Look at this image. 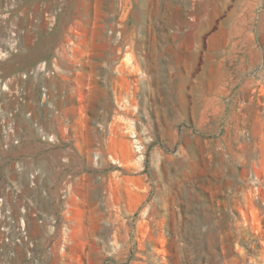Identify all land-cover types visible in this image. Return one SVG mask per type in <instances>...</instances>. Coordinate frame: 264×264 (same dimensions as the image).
Returning <instances> with one entry per match:
<instances>
[{
	"label": "rangeland",
	"instance_id": "374dc122",
	"mask_svg": "<svg viewBox=\"0 0 264 264\" xmlns=\"http://www.w3.org/2000/svg\"><path fill=\"white\" fill-rule=\"evenodd\" d=\"M162 1L169 6L160 9L162 16L171 20L163 27L167 34L175 37L174 47L193 42L195 38L196 67L202 65L205 52L211 53L215 75L230 74L233 80L239 78L240 104L230 105L229 98L234 92L231 91L223 99L224 112L232 113L230 119L174 122L173 129L178 134L174 147L165 139H157L155 123L153 126L147 123L152 142L140 168L127 171L122 167L123 176L142 175V179H147L144 182L149 183L148 188L142 192L147 198L139 199L138 186L132 188L133 193L129 192L130 197H123L133 220L130 233L118 236L120 249L111 261L105 260L100 251L99 241L104 235L98 231V216L94 210L97 197L91 191L85 200L72 199L75 209L70 243L64 251H60L57 235L49 237L39 230L36 222L28 220V233L33 241L30 255H26L23 247L12 245L10 239L16 236L9 227L7 235L0 231V264H212L215 257L227 260L223 264H244L249 257L264 264V92L256 89L258 84L255 83L260 74L264 84V0H226L227 8L214 15L212 25L203 31H199L197 23L207 20L205 14L211 11L200 8L204 0H0V110L11 112L17 104V90L24 93L21 95L24 102L18 106L19 145L4 149L6 142L1 137L0 125V195L11 194V191L5 192L10 179H14L18 187L17 197L34 193L25 172L17 173L12 168L14 162L20 161L26 169L37 167L44 173L47 182L44 187L48 196L54 198L55 165L62 156L59 147L45 148L21 115L32 111L44 128L53 130L59 126V122L48 119L46 113L40 116L42 113L36 106L40 97L38 85L54 78L42 76L35 83H29L31 85L18 80L19 85L15 86V75L28 73L44 61L49 64L57 49L73 41L74 56L69 58L62 54L59 62L68 72L69 83L53 88L50 93L54 105L64 113L66 105H71L67 114L74 120L72 125L80 138L74 162L78 168L86 169L91 165L90 149L94 141L92 107H85L91 91L92 52L95 49L107 55L109 51L123 50L122 40L131 31L140 35L146 29L148 41L155 40L162 34L159 27L153 23L133 25L132 21L137 17L155 19L156 3L162 5ZM224 19L227 25L221 22ZM219 29L223 30L221 38L213 40L212 36ZM14 37L18 40L15 46ZM117 57L115 54L114 59ZM73 85L76 89L70 94L67 90ZM217 91H213V98ZM180 113L182 118V110ZM194 135L210 143L206 156L209 166L207 164L205 172L192 167L194 163L203 167L205 160L204 141L194 146ZM156 142L162 147V155L150 158V147ZM132 154L135 155L133 151ZM172 162L180 166L173 182L172 170H163L164 163L171 168ZM106 164L103 158L102 167ZM250 173L259 179L258 186L249 179ZM155 196L169 201L171 197H176L175 200L187 197V201L193 197L197 202L195 206L210 207L214 233L205 241L207 246L204 244L198 251L189 248V236L186 232L180 236L173 233L171 219L163 222L150 216L155 213L154 207L146 216L142 208ZM188 204L181 203V207ZM41 208L49 207L41 205ZM1 224L8 225L5 221H0ZM217 231H221L223 246L219 243V234L215 237ZM179 238H184L180 242L181 252Z\"/></svg>",
	"mask_w": 264,
	"mask_h": 264
},
{
	"label": "crops",
	"instance_id": "0c3cea01",
	"mask_svg": "<svg viewBox=\"0 0 264 264\" xmlns=\"http://www.w3.org/2000/svg\"><path fill=\"white\" fill-rule=\"evenodd\" d=\"M156 4L158 15L155 19L137 17L132 21L133 25L153 23L159 27V31L162 34H159L155 40L148 41L146 29H143L140 35L132 34L131 31L122 40L123 50L109 51L107 55L95 49L92 52L91 91L87 95L85 107L87 108L89 105L90 108L92 107L90 116L93 120L105 122L114 111L108 92L110 87L115 93L117 102L123 103L125 110L122 115L114 116L116 125L106 152L113 154L127 171L140 168L141 165L140 158L132 154L131 142L128 139V134L132 131L131 123L136 125L139 133L147 134H149L147 123L151 122V126L155 123L154 136H158L156 138L159 140L165 139L174 147L176 142H178V134L173 129L174 122H179L181 119L192 121L230 119L232 113L230 110L227 113L224 112L223 99L231 91L234 92L231 94L232 97L229 98L230 105L240 104V99L238 98L241 85L237 87L240 83L238 81L239 78L233 80L230 74H225L224 76L222 74L220 76L215 75L212 71V56L209 52H205L203 63L197 68L198 54L193 48L196 39L194 38L193 42L186 41L185 45L180 44L178 45L179 47H174L175 37L167 34L163 27L164 25H169L171 20L163 18L160 10H164L169 6L163 1L162 5L159 2ZM200 8L205 11L207 9L211 10L205 14L207 20L202 19L197 23L199 31H203L206 26L212 25L214 15L227 8V2L226 0H204ZM221 22L224 25L228 23L227 19ZM222 34L223 30L219 29L212 36V39L218 40ZM115 54L118 56L116 60L114 59ZM220 79L222 81L218 83L217 80ZM262 80V75L258 74L255 83L258 84L256 89L264 92ZM215 90L218 91L214 96L216 98H213V91ZM181 110L183 112L182 118ZM95 132V129H93L92 133L94 136ZM197 134L199 133L197 132ZM194 137V146L195 144H202V141H204L203 156L205 160L203 167L195 163L192 167L205 172L209 163H206V156L209 153L207 148L210 147V143H206V139L201 141L200 137L195 135ZM179 147L177 146L176 149H179ZM149 154L151 155L150 158L160 157L162 155L160 143L156 142L151 145ZM179 168L178 162H172L171 168L168 167L167 163L163 164V170H172V182L176 179L174 178L175 171ZM142 178V175L122 176L117 180L118 190L127 199V197H130L129 192L132 191V188L134 189L138 186L141 190L139 199L145 201L147 194L142 192L148 188V185ZM175 198L171 197L169 201L166 197L155 196L149 203H146L142 210L147 216L149 214L148 210L154 207L152 210H155V213H151L150 216L163 222L171 219L172 232L177 233L179 236L182 232H186L189 236L187 241L189 248L195 251L201 250L204 244L205 247L207 246L205 241H208L214 233L212 232L214 231V225L210 219L212 216L211 211L209 212L210 207L195 206L197 202L196 198L193 197L191 201H187L189 200L187 197H177L176 200ZM152 202L154 205H151ZM181 203H187L188 205L181 207ZM203 203L205 202L203 201ZM195 207L202 211H196ZM167 227L165 226V229ZM217 234H219V243L222 244L221 231L216 232V238ZM182 240L184 238H179L178 248L180 252L183 246L180 243ZM210 248L211 246L209 245V250ZM217 258L212 259V264L227 263V260L223 261L221 258Z\"/></svg>",
	"mask_w": 264,
	"mask_h": 264
},
{
	"label": "built area",
	"instance_id": "2783aa9c",
	"mask_svg": "<svg viewBox=\"0 0 264 264\" xmlns=\"http://www.w3.org/2000/svg\"><path fill=\"white\" fill-rule=\"evenodd\" d=\"M117 35L119 36V33ZM12 41L13 46H15L18 40L15 41L14 37ZM72 46L73 41L66 42L62 49L55 51L56 55L49 64L44 61L28 73L23 72L15 75V86L19 85L18 80L28 81L29 84L35 83L42 76L45 79L54 78V81L47 80L44 84L38 85L40 97L36 106L42 113L40 116H44L46 113V117L57 120L59 126L53 130L44 128L34 117L32 111H27L21 115L29 122L34 134L44 147L47 149L59 147L62 156L55 165L57 178L55 179L56 196L54 198L48 196L47 189L44 187L47 186L45 175L39 168L31 166L26 169L20 161L12 164L13 170L17 173L25 172L29 187L33 189L34 193L28 197H17L19 190L16 182L14 179L9 180L5 192L11 191V194L8 196L6 194L0 195V221H5L8 225L1 224L0 231L7 235L10 227L16 236L10 239L12 245L23 247L26 255L29 256L33 248V241L29 237L27 221L32 220L36 222L39 230L49 237L57 235V239L60 240V251L62 252L70 243L69 234L75 209L72 199L85 200L86 197H89V192L94 191L97 197L94 210L98 216V231L104 235L99 241L101 244L100 251L105 260L111 261L120 249L118 236L130 233V224L133 220L126 208L123 198L125 196L118 190L117 186V180L123 176L122 166L113 154L106 152L116 125L114 116L122 115L125 107L123 103L117 102L115 93L110 87L109 93L114 111L107 122H100L99 120L93 122L96 134L94 136L92 133L94 141L90 149L91 165L86 169L78 168L75 165L74 158L79 152L77 145L80 143V138L72 125L74 120L67 114L71 105H66L67 111L64 113L54 105L50 93L53 88L58 89L60 85L62 88L63 85L69 83L68 72L59 65V62L62 60V54L69 58L74 56ZM74 89L76 87L73 85L67 91L71 94ZM21 91L19 89L16 92L17 104L11 112L6 113L0 110V125L3 134L1 137L6 142L4 149H7L10 145H19V134L17 133L18 106L20 102H24L21 98L24 93H21ZM130 125L132 131L129 132L128 139L131 142L135 156L143 161L152 138L147 133H139L135 124L131 123ZM103 158L107 162L105 167L101 165ZM248 177L254 185L258 186L259 179L255 174L250 173ZM41 205L49 208L43 209ZM239 247L247 250L246 247ZM251 248L253 249L254 246L252 245ZM244 264L259 263L249 257Z\"/></svg>",
	"mask_w": 264,
	"mask_h": 264
}]
</instances>
